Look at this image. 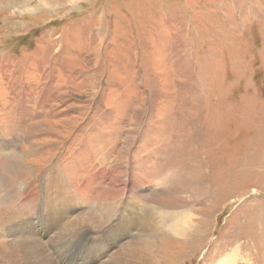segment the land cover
<instances>
[{"label": "rangeland", "instance_id": "1", "mask_svg": "<svg viewBox=\"0 0 264 264\" xmlns=\"http://www.w3.org/2000/svg\"><path fill=\"white\" fill-rule=\"evenodd\" d=\"M56 178L81 196L62 235L113 230L129 197L152 217L118 250L264 264V0H0V264L23 263L21 183L50 207Z\"/></svg>", "mask_w": 264, "mask_h": 264}, {"label": "bare ground", "instance_id": "2", "mask_svg": "<svg viewBox=\"0 0 264 264\" xmlns=\"http://www.w3.org/2000/svg\"><path fill=\"white\" fill-rule=\"evenodd\" d=\"M34 129H36L35 132L37 133H41L43 130V128L39 130L37 129V127H35ZM33 147L34 149L31 152L41 154V151L39 152L38 150H36L35 146ZM126 147L127 146H123L121 150H126ZM7 160H10V158L7 157L3 161L4 166ZM15 161L17 160H14L13 158L12 163H9V164L12 165ZM132 177L137 178L135 175ZM131 181L134 182V188H133L132 193L133 195H136L137 191L141 188L138 183L139 181L136 182V180H133V179ZM49 185H50L49 186L50 187L49 189L50 197L48 196V201H51L50 203L51 206L42 207V206H38V201L45 202V199L42 200V198L39 197L40 187L32 186L33 189L31 191H25L24 185L21 183L20 185L21 186L20 190L22 192L21 198H23L24 200H27V203L25 202L23 203V206L25 209L19 213L20 217L17 220H15V218L13 219V223H14L13 226L10 223L7 227L3 228V230L5 229L7 230L8 237L11 236V241L8 243L6 241V245L8 246V249H11L9 248V246L13 248L18 247L17 251L20 252L19 257L23 261V263L21 264H68V262L69 264H149L147 261L148 258L146 259V256H150L153 252H154V255H158L159 248L157 249V245L155 243L152 245H146L144 247L143 253L139 255H130L129 253H125L126 251L125 252L122 251L124 249L122 250L117 249L119 245H122V248H123V243H125L124 241L129 239L130 235L133 232L132 230L139 223L140 225L149 224L151 221V217H152L149 212H147L146 214L143 213L142 216H139L138 211H140L142 208L138 207L135 200L130 199L129 197L126 198V201L123 204L121 215H118V213L120 212L119 207L122 206L121 204H119L116 207L117 210L115 208L112 215L109 216V223L111 225L113 223L116 224V227H114L113 230L110 228L106 229L104 227L100 229L97 233H95V235L88 233L86 229H83L82 231L81 229L78 231L76 230L77 232L75 235L66 236V235L60 234L59 227L61 226L60 228L65 229L63 228L64 224H66L69 220L73 222L72 214H74L76 211L80 209L78 208L77 205L72 204L71 202L74 200V198L76 199L78 198L79 200V197L81 196L77 194V191L74 185L73 184L71 185V181H63V180L61 181L56 178L54 180L49 181ZM36 214H38L39 216H37ZM189 215L187 214V216ZM187 225L188 224H184L183 226L179 227V220H178L176 222L171 223L168 229L173 234L178 233L180 235H185L187 232L186 231ZM83 232L84 234L81 235V238H78V233H83ZM85 237L88 238L87 240L91 242V245L95 247L96 251L93 253L84 254V255L83 254H78V255L73 254L69 250L68 247L73 244L81 245V241H84L82 240V238H85ZM108 242L110 243L113 242V243L107 245ZM241 244L245 245L246 243H241ZM246 252H247L245 256L246 259L242 258L241 262L244 261V264L247 262L249 264H253L250 261L252 260V255H251L252 251L248 249L246 250ZM237 254H238V251H236V253L234 254L235 258ZM9 255H11L10 256L11 260L12 259L16 260V258L12 257L14 255L13 251L10 252ZM235 258L225 259V261L224 260L219 261L217 264H233ZM164 263L165 261L163 260V264ZM17 264H20V263L17 262Z\"/></svg>", "mask_w": 264, "mask_h": 264}]
</instances>
